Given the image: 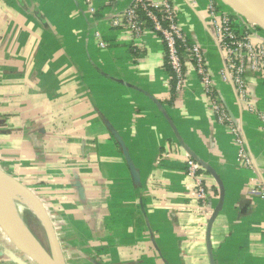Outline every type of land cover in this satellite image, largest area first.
I'll return each mask as SVG.
<instances>
[{
  "label": "crops",
  "instance_id": "crops-1",
  "mask_svg": "<svg viewBox=\"0 0 264 264\" xmlns=\"http://www.w3.org/2000/svg\"><path fill=\"white\" fill-rule=\"evenodd\" d=\"M171 1L252 169L191 64L174 92L159 35L147 24L137 46L109 27L132 0H0V169L44 202L65 264H264V200L251 193L264 191V122L240 112L204 23L209 2L230 9ZM248 87L264 111V81L249 74ZM188 157L205 167L204 202ZM0 264L37 263L0 228Z\"/></svg>",
  "mask_w": 264,
  "mask_h": 264
},
{
  "label": "built area",
  "instance_id": "built-area-1",
  "mask_svg": "<svg viewBox=\"0 0 264 264\" xmlns=\"http://www.w3.org/2000/svg\"><path fill=\"white\" fill-rule=\"evenodd\" d=\"M92 0H85L91 3ZM94 12L93 9H90ZM205 30L215 42L221 58L220 78L231 87L240 112L256 117L264 122V111L258 109L251 98L248 87L249 74L257 75L264 81V36L231 11L220 10L209 2L204 15ZM159 35L165 49V66L174 79L173 91L181 90L186 76V66L191 64L208 101L211 115L218 124L224 126L232 136L237 148V163L252 169L245 147L243 130L234 123L226 107L216 93L215 85L201 47L180 28L177 8L171 0H132L130 7L117 15L109 24L119 29L137 46L146 25ZM100 48L108 47L101 35L96 34ZM186 175L194 181L195 198L204 202L210 195L202 181L203 168L191 157L185 161ZM264 200L261 185L251 190Z\"/></svg>",
  "mask_w": 264,
  "mask_h": 264
},
{
  "label": "bare ground",
  "instance_id": "bare-ground-1",
  "mask_svg": "<svg viewBox=\"0 0 264 264\" xmlns=\"http://www.w3.org/2000/svg\"><path fill=\"white\" fill-rule=\"evenodd\" d=\"M236 1L248 14L264 21V0ZM14 204L18 207V210H20L19 213H17L18 215L14 211ZM26 211L42 225L41 218L34 205L22 192L18 191L11 183L5 181L0 176V219L13 231L25 237L23 244L30 249L31 252L43 255L45 251L39 243L35 244L33 242L34 237L21 215V212L23 213Z\"/></svg>",
  "mask_w": 264,
  "mask_h": 264
},
{
  "label": "water",
  "instance_id": "water-1",
  "mask_svg": "<svg viewBox=\"0 0 264 264\" xmlns=\"http://www.w3.org/2000/svg\"><path fill=\"white\" fill-rule=\"evenodd\" d=\"M223 2L231 12L242 18L243 20L253 24L254 26H257L258 28H261L264 26V21L260 20L259 18L250 15L246 12V10L242 9L240 4L236 0H220ZM264 34V28H261ZM195 158V157H194ZM202 168L204 169L205 167L201 165ZM0 176L7 182L11 183L18 191L22 192L27 199L34 205L36 208L41 221L42 225L45 229V233L48 237L49 241V250L50 253H45L43 255H39L38 253L31 252L24 244L23 242L25 241V237L21 236L19 233H16L13 231L10 227H8L1 219H0V228L2 231L10 237L13 241H15L16 244H18L22 250H24L26 253H28L35 261L37 264H65L63 261L62 255L60 248L58 246V241L54 235V232L50 226L49 220L46 217L45 212L43 211L41 205L39 204L38 199L24 186H22L20 183L17 182L13 177L5 174L4 172L0 171ZM219 186L222 190V184L218 180ZM14 211L15 213H19L20 210H18V207L14 204ZM18 215V214H17ZM33 242L35 244H38L36 240L33 238ZM209 254L210 258L212 259V251L211 247L209 246Z\"/></svg>",
  "mask_w": 264,
  "mask_h": 264
},
{
  "label": "rangeland",
  "instance_id": "rangeland-1",
  "mask_svg": "<svg viewBox=\"0 0 264 264\" xmlns=\"http://www.w3.org/2000/svg\"><path fill=\"white\" fill-rule=\"evenodd\" d=\"M220 8H219L220 10L226 9L222 5L220 6ZM255 28H256V31L257 32L261 33V35H264L263 32H262L263 30L261 29V28H264V26L261 27V28H258L257 26H255ZM0 171H2V170L0 169ZM2 172H4L5 174H7L5 171H2ZM7 175H9V174H7ZM9 176H11V175H9ZM17 182L20 183L22 186H24L26 189H28L36 197V199H38L39 204L41 205L43 211L46 214V217L49 220V223H50L51 228H53V224H52L53 222L50 220V217L48 215V210H47L44 202L41 199H39L37 197V195L35 194V192L31 188H29L26 184H23L19 179H17ZM21 215H22L24 221L26 222L29 230L31 231L32 236L34 237V239L40 244V246L43 248V250L45 251V253H50V250H49V241H48V237H47V235L45 233V229H44L43 225H41L40 222L37 221L33 216H31L27 211L26 212H23V213L21 212ZM38 232H39V234H38ZM58 246L60 248L59 243H58ZM60 251H61V248H60ZM62 254L63 253L61 252V255ZM62 258H63V255H62ZM63 261H64V258H63Z\"/></svg>",
  "mask_w": 264,
  "mask_h": 264
}]
</instances>
